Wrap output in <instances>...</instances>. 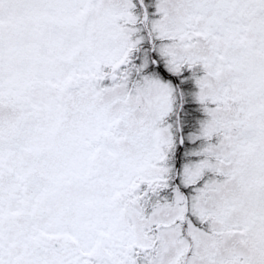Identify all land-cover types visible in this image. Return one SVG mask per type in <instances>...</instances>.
I'll use <instances>...</instances> for the list:
<instances>
[{
    "label": "flooded vegetation",
    "instance_id": "flooded-vegetation-1",
    "mask_svg": "<svg viewBox=\"0 0 264 264\" xmlns=\"http://www.w3.org/2000/svg\"><path fill=\"white\" fill-rule=\"evenodd\" d=\"M0 264H264V0H0Z\"/></svg>",
    "mask_w": 264,
    "mask_h": 264
},
{
    "label": "rangeland",
    "instance_id": "rangeland-1",
    "mask_svg": "<svg viewBox=\"0 0 264 264\" xmlns=\"http://www.w3.org/2000/svg\"><path fill=\"white\" fill-rule=\"evenodd\" d=\"M105 5V4H104ZM172 7L171 8V11L172 10H177L176 12L180 15V8H178L177 6H178V4L176 3V2H174V1H172L169 5L168 4H164V3H162V2H158V3H156L155 4V7H156V9H157V11H162V10H166V9H168L167 7ZM104 8H107L108 9V6H104ZM172 15V14H171ZM228 117H229V122H230V112L228 113ZM221 118V117H220ZM219 120H221V119H219ZM207 130V128H205L204 130H203V132H205ZM154 139V138H153ZM203 148V150H207V151H210L211 150V147H210V149L209 148H206L205 146H203L202 147ZM138 149H139V152H141V147L139 146L138 147ZM154 151V149L153 148H151L150 146H148L147 147V150H146V152L144 153L145 155H148L149 153H151V152H153ZM233 151H237L238 152V154H242L243 153V150H237V148H232L231 150H230V153L231 152H233ZM142 153V152H141ZM222 153H220V155H221ZM196 170H195V168H194V166H192L191 167V169H190V175L189 176H191L194 172H195ZM192 176H194V175H192ZM218 196V194H215L214 196H213V198H216ZM208 201H210V202H212V196L208 199ZM201 206H202V208H203V204L200 202L199 203ZM170 252L173 254V253H175V252H177L178 250H179V245L178 244H176V243H174V242H171L170 243ZM207 249L204 247V249H203V251H206ZM207 251H210V252H212V250H207Z\"/></svg>",
    "mask_w": 264,
    "mask_h": 264
}]
</instances>
